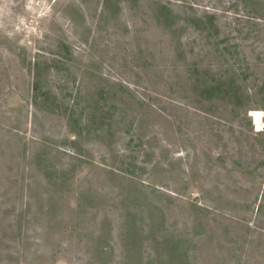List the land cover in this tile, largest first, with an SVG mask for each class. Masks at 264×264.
<instances>
[{
    "label": "rangeland",
    "instance_id": "rangeland-1",
    "mask_svg": "<svg viewBox=\"0 0 264 264\" xmlns=\"http://www.w3.org/2000/svg\"><path fill=\"white\" fill-rule=\"evenodd\" d=\"M253 109L264 0H0V264H264Z\"/></svg>",
    "mask_w": 264,
    "mask_h": 264
},
{
    "label": "bare ground",
    "instance_id": "bare-ground-1",
    "mask_svg": "<svg viewBox=\"0 0 264 264\" xmlns=\"http://www.w3.org/2000/svg\"><path fill=\"white\" fill-rule=\"evenodd\" d=\"M263 111L262 110H260V109H253L252 111H251V114L254 116V118H255V122H260V121H262V116H263ZM262 123V122H261ZM256 124V123H255ZM258 125V124H257Z\"/></svg>",
    "mask_w": 264,
    "mask_h": 264
},
{
    "label": "trees",
    "instance_id": "trees-1",
    "mask_svg": "<svg viewBox=\"0 0 264 264\" xmlns=\"http://www.w3.org/2000/svg\"><path fill=\"white\" fill-rule=\"evenodd\" d=\"M162 7L166 10H169L170 11V7H168L167 5H162ZM164 13V12H163ZM163 13H161V14H163ZM168 15L170 14L169 12H166ZM158 19L160 20L161 19V17H160V15H159V17H158Z\"/></svg>",
    "mask_w": 264,
    "mask_h": 264
}]
</instances>
